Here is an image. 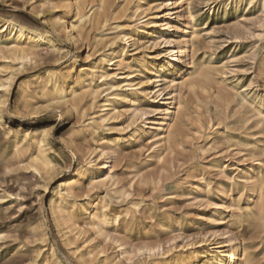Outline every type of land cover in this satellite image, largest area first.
<instances>
[{
  "label": "rangeland",
  "instance_id": "obj_1",
  "mask_svg": "<svg viewBox=\"0 0 264 264\" xmlns=\"http://www.w3.org/2000/svg\"><path fill=\"white\" fill-rule=\"evenodd\" d=\"M57 1L0 0L1 17L47 31L61 49L57 54L41 46L35 63L14 71L19 67L17 62H12L0 47V78L13 73L5 96V121L0 124V155L6 152L9 156L6 162L0 157V264H39L43 257L49 258L51 249L61 264H80L71 253L76 246L100 252L99 258L107 256L118 260L115 241L123 243L128 251L160 244L164 252L182 247L186 242H198L202 233L215 228L214 220L206 221L205 217L213 216L223 205H230L237 192L241 204L245 203L251 184L243 181L245 172L250 168H264L263 155L250 156L256 145L264 146L261 143L264 123L258 122L259 117L255 115L257 106L264 113V13L261 6L256 0L251 3L249 0H180L175 14L168 18L165 14L168 11L160 7L162 0H145L142 15L138 16V23H134L126 18L129 2L109 0L105 27H86L84 40L78 46L81 49L76 51L72 42L62 34H54L45 22L49 14L61 13ZM113 9L116 12L111 15ZM35 10H42V15L38 17ZM178 15L183 16L182 20ZM165 22L172 25L171 31L161 29ZM117 24H129L136 39L135 46L127 48L129 68L120 71L134 73L135 83L154 78L153 72H159L166 60H173L162 56L165 48L158 44L157 37L176 36L179 26L183 34L193 33L195 37L182 55L180 67L184 71L185 63L192 62L208 74L207 79H198L192 87L179 90L181 112L174 119L169 142L160 145L161 151L159 147L153 148L152 138L160 134L161 112L157 108L161 98L153 101L139 95V107L146 112L144 117L132 124L127 114L116 116L104 123L95 136L85 126L90 115L98 112L102 97L92 111L85 98L82 108L67 116L62 109L48 108L37 85L30 84V102L36 106L29 110L22 103L19 87L33 81L29 77L33 73L61 70L76 62L65 83L73 86L75 76L86 67L89 55L95 50V39L113 35ZM187 41L191 43L190 38ZM143 63L150 73L142 69ZM108 71L120 73L116 68ZM162 73L171 79V75ZM94 82L101 84L99 80ZM42 126L49 131L51 151L48 156L55 165L46 190L41 177L30 169L28 157L36 155V150L29 146L11 158L14 148L3 132L6 129L21 133ZM135 128H139V137L134 135ZM117 139L111 167L97 174L113 175L116 187L106 192L103 187L89 186L80 173L88 154L95 153L103 140ZM74 146L78 160L72 156ZM108 147L110 145L106 144ZM258 151L255 149L256 153ZM65 179L80 184L74 191L77 204L88 207L94 203L99 210L105 207L108 218L118 216L117 223L102 230L105 236L84 225L82 220L77 222L81 233L78 237L72 232V220L65 221L63 230L54 222L49 210L50 203L57 200L53 189ZM229 179H234L237 185L228 186ZM223 185L227 186L221 187ZM137 200L143 203L138 208L134 204ZM65 206L70 209L69 204ZM75 212L80 213L78 209ZM227 222L220 227L246 246L251 264H264V225L244 217L238 221L229 218ZM63 233L70 238L71 245L62 242ZM168 255L158 256L160 264H166ZM154 259L148 254H137L132 262L148 264Z\"/></svg>",
  "mask_w": 264,
  "mask_h": 264
},
{
  "label": "bare ground",
  "instance_id": "obj_2",
  "mask_svg": "<svg viewBox=\"0 0 264 264\" xmlns=\"http://www.w3.org/2000/svg\"><path fill=\"white\" fill-rule=\"evenodd\" d=\"M125 1L130 3L126 18L134 21V23H138V16L142 15L145 0ZM251 1L254 0H249L250 3ZM256 1L264 13V0ZM108 2L109 0H58L56 5L58 8H62L63 11L61 9V13L56 15L49 14L45 22L54 34H62L67 40L72 42L75 50L79 51L81 48L78 46L84 40V29L86 27L96 25L105 27L107 23L106 11L108 5H110ZM180 2V0H162L160 7L168 11L165 14L170 18L175 14ZM115 12L116 9H113L111 15H114ZM42 13V10H38L36 15L39 17ZM178 17L181 19L183 16L178 15ZM155 18L159 19L158 16ZM154 25L156 26L157 24L155 23ZM161 29L171 31L173 27L169 22H165ZM114 31V34L111 36L102 35L98 39H95L93 43L95 50L93 54L89 55L86 67L80 74L75 76L73 86L68 87L65 83L70 79V74L75 68L76 62L73 63V66L61 70L44 74L33 73L29 76L30 80L33 81L25 84L22 88L19 87L20 94L23 95L22 103L25 108L29 107V110L30 107L34 108L36 106L35 103L30 102V84L37 85V88L41 91V98L48 108L62 109L63 113L67 116L72 111L81 109V103L85 98L88 99L89 108L92 111L97 100L102 97V102L97 107L98 112L90 115L88 124L85 126V129L92 136H95L104 123H108V121L114 119L116 116L127 114L132 124H135L139 119L144 117L146 112L139 107V95L153 98V101L161 98L158 102L160 106L157 108L161 112V123L158 127L160 134L152 136L154 140L153 148L159 147V151H161L163 144L168 143L171 138L172 131L174 130V119L181 112L182 101L179 99V90L183 87H192L196 80H205L208 76L204 70L199 67L197 68L192 62L185 63L187 67L184 71L179 65L180 61L182 62V55L192 45V41L195 38L194 34L191 33L189 36H186L183 34L184 30L181 32V27L179 26L177 28V35L181 33L179 36H158V44L163 45V48H165L162 56L166 59L172 57L173 60H166L159 72H153L154 78H148L147 81L135 83L134 73L130 71L127 73L120 72L129 68L126 56L130 53L127 52V48L135 46L136 39L133 38L132 27L129 24H117ZM187 38H190L191 43L187 41ZM41 46H47L52 52L57 54L61 52V49L57 47L56 39L47 31L35 29L26 23L0 16V47L12 62H17L19 67L14 71H20L25 65L35 63L39 57L37 50ZM96 46H100V48L96 49ZM114 68L120 73L108 71ZM142 69L145 72H151L145 63L142 64ZM162 72L171 75V79H168V76ZM12 74L4 79L0 78V124H3V121H5V96L11 87ZM179 76L180 79H178ZM96 80H99L101 84H96L94 82ZM162 81H165V83ZM151 85L153 88H145ZM102 87L105 88L104 91ZM104 93L106 95L103 96L102 94ZM163 106L168 107L162 108ZM257 107H255V115L259 117L258 122L264 123V113ZM143 125H146V121L143 122ZM134 130L135 137H139V128H135ZM3 132L11 139L14 148L11 158L19 155L29 146L36 150V155H29L28 157L30 169L41 177L43 182L42 187L46 190L51 178L50 175L55 170V165L48 156L51 147L49 146V131L47 127L29 128L21 133H12L6 129ZM117 142L118 139L114 141L108 140L107 142L103 140L101 147L95 153L88 154L85 165L80 170V173H82L83 179L88 180L89 186L103 187L106 192L114 190L116 187L113 175L110 174L103 177L97 174L105 168L111 167L110 163L114 159L116 152L114 148ZM261 143L264 145V141H261ZM106 144L107 146L110 145V147L106 148ZM160 145L162 146L160 147ZM255 149L259 151L256 153ZM71 151L73 158L78 160V150L76 147L74 146ZM5 153L0 155L3 162L9 160V156L5 155ZM255 154L264 156V146L259 147L256 145L250 151V156H255ZM245 175L246 178L243 181L251 182L247 190L246 199L244 200L245 203L241 204L239 201L240 193L237 192L235 198H232L230 205H223L220 211H216L213 216L205 217L206 221L210 219L214 220L215 228L202 233L199 236L200 240L198 242H186L182 247L169 248L164 252L160 244L147 245L140 249L128 251L125 249L123 243L115 241L118 260L107 256L99 258L100 252L94 253L92 249L87 250L81 246L73 247L71 253L80 264H135L132 262V257L137 254H148V256L151 255L155 258L148 264H160L162 261H160L158 256L167 257L168 253L177 249L176 253L168 255L166 264H251L246 246L241 245L240 241L238 242L237 238L231 236L227 229L220 227L228 223L229 218H234L238 221L240 217L251 220L255 224L264 225V168L255 170L250 168L249 171L245 172ZM227 183L228 186L237 185L234 179H229ZM79 185L77 181L65 179L59 186L53 189V196L57 200L50 203L49 210L54 222L63 230L65 228V221L72 220V232L78 237L81 233L78 231L77 222L82 220L84 225L92 228L96 233L105 236L102 230L106 226L111 225V223H117L118 216L108 218L104 210L105 207L99 210L94 203H90L88 207L77 204L74 191ZM225 186L227 185L221 187ZM65 204H69L70 209ZM134 204L136 208L141 204L143 205L141 200L135 201ZM75 209H78L80 213L77 214ZM42 231V236H45L44 230ZM60 238L65 245L72 244L66 233L61 234ZM160 252L162 253L161 255H159ZM237 260L238 262H236ZM31 264L36 263L33 262ZM39 264H61V261L55 257V251L51 249L49 258L43 257Z\"/></svg>",
  "mask_w": 264,
  "mask_h": 264
}]
</instances>
